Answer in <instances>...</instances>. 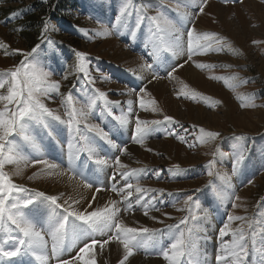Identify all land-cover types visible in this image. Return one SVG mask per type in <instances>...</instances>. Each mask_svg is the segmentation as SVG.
<instances>
[{"label":"rangeland","instance_id":"rangeland-1","mask_svg":"<svg viewBox=\"0 0 264 264\" xmlns=\"http://www.w3.org/2000/svg\"><path fill=\"white\" fill-rule=\"evenodd\" d=\"M39 2L0 0V44L5 46L0 48V73L14 70L23 59L22 54L12 55L13 50L19 49L21 53H26L39 45L35 54L38 66L52 72L51 81H60V92L63 96L66 97L69 93L73 95V104L77 110L85 106L86 100L91 98L90 94L94 95L93 89L105 92L111 101L120 102L119 108L114 107L112 116H109L101 113L103 102L98 100L96 108L87 118V123L96 124L104 131H108L114 143L128 148L127 153L111 149L97 133L87 132L101 155L109 160L108 165L98 166L95 164L98 157L90 156L84 150V142L72 139L66 125L53 121V128L63 135L64 142L53 155L45 151L44 158L59 166L55 171L61 170L71 177L73 172L69 166L78 162L76 165L89 181H96L93 189H90L93 190V194L89 201L92 204L89 211L98 208L95 203L100 194H108V197L112 194L110 201H117L120 208L119 219L123 220L126 226L155 230L154 239L142 241L144 248L134 249L135 254L126 264L137 257L142 260L160 259L164 264H169V261L163 259L161 251L168 250L170 243L173 242L172 238L179 233H185L186 245L188 240H191L192 251V256L186 254L181 257L179 264H195L198 257L201 259V255L197 254L200 246L205 260L211 253L216 255L214 261L218 264L217 257L221 256L219 247L231 243L233 239L231 232L241 227L247 240L246 260L248 264L257 261V249L264 247V0L242 2L236 0L234 3L207 0L203 12L199 10V0H132L130 14L126 13L119 22L117 17L124 6V0H39ZM140 4H146L148 12L133 39L131 32L136 24ZM158 12L162 14L160 28L148 19ZM185 13L191 16V21L184 18ZM165 19L171 20L185 33L194 26L197 30L196 35L200 37L197 43L206 45L208 51L188 58L185 54V38L182 37L178 48L181 46L183 57H178L176 33L170 32L164 26ZM33 20L37 24L30 27ZM45 21L49 22L47 33L43 32ZM104 30L111 34H96L103 33ZM85 31L89 33L91 39L84 36ZM44 37L52 43H48ZM76 51L86 54L85 65L95 80L94 84H90L89 78L79 71V60L74 55ZM148 63L153 65L154 73L160 79H153V72L142 71L141 66ZM188 65L198 71L202 79L192 81L185 77L184 69ZM169 66L175 67L171 75L168 74L171 71ZM66 74L68 79L64 80L63 76ZM102 75L109 79H101ZM140 77L144 80L142 81ZM149 80L152 82L148 83ZM152 84L161 85L153 89L150 87ZM21 87H24L23 80ZM129 90H133L131 94ZM7 94L6 85L0 89V95ZM52 96L51 101L46 97L41 99L48 107L57 110L62 120H67V111L70 109L61 105L62 97L56 96L55 93H52ZM140 97L143 98L144 109L139 108ZM129 98L135 102V111L133 110L129 116L132 123L117 130L118 122L114 117L121 115V110L123 113L127 112L126 102ZM9 107L15 110L14 105ZM3 109L4 103H0V111ZM137 116L145 121L163 120L164 116H171L178 123L164 122L158 126L152 125L155 131L146 137L143 144H136L130 137L134 135V122ZM79 118L77 116V119ZM79 127L85 129V124L81 123ZM201 127L206 131L219 132L220 136L200 143L198 137L202 135L199 131ZM169 130L174 131L177 136H183L187 143L194 144L195 147L190 148L175 136L166 135V131ZM31 133L37 135L44 131L33 124ZM41 136H45V133ZM41 138L44 147L45 143L47 147L52 145L55 147L56 141ZM12 139L16 146L13 158L16 154L27 156L36 154L35 148L22 137L14 134ZM130 146L137 147L139 154L130 150ZM116 152L119 153L120 160H126L121 161L127 165L125 170H144L139 181L135 175L126 180L114 172L112 160L113 153ZM240 154H243L244 159L239 165H235ZM17 161V166L26 165L27 168L15 170L20 172L19 176H12L15 183L28 188L35 187L34 189H37V185L51 187L54 184L51 178L44 177L46 173H53L54 170L50 172L42 164L33 165L30 160ZM209 161L215 162L212 176L207 175ZM175 166H179V169L168 171ZM12 168L13 162L6 161L4 170L12 175ZM158 169L160 172L157 177L154 173ZM112 175H115L116 181L110 178ZM30 176L34 178L29 180ZM74 179L83 184L81 175H76ZM129 182L134 186L138 183L146 190H165L164 195L156 201V206L160 210H149V214L145 216L147 223L135 220L131 222L135 216L144 214V209L133 203V210L125 212L123 210L125 204L122 202L124 194L111 191L113 184L118 188H126ZM96 187H101L102 191L95 192ZM132 191L133 196L130 199L133 202L138 195H144L146 198L159 195L153 192L136 193L134 188ZM189 194L193 195L199 207H192L191 212L178 210L184 209V200ZM233 194L240 199H230ZM103 206L104 204L100 205ZM229 215L245 219L233 221L229 234L220 237L219 232L223 224L228 223ZM207 218L209 224L206 223ZM183 219L188 220L187 229L181 224ZM210 224L218 227L216 241L220 243L216 245L219 249L211 250L208 244L203 245L204 229H209ZM106 238L97 234V239ZM45 240L48 242L45 245V253L49 252L47 255H50L53 243L51 235H45ZM75 242L76 240L70 242L66 239L63 248L68 250ZM112 242L114 241L110 243ZM80 245L83 246L82 242ZM80 245L73 246L68 257L64 255L65 251L62 249L60 259L72 261V264H82L74 260ZM94 251H100L99 245ZM91 252L93 250L89 253ZM102 252L111 259L109 251ZM226 254L224 251V255ZM24 258L37 262L31 255ZM56 260L57 257L52 255L49 263L55 264ZM29 261L23 262L22 258L20 260L13 258V264H34ZM219 261L232 264L229 253L225 259ZM38 262L43 264L41 261Z\"/></svg>","mask_w":264,"mask_h":264},{"label":"snow or ice","instance_id":"snow-or-ice-1","mask_svg":"<svg viewBox=\"0 0 264 264\" xmlns=\"http://www.w3.org/2000/svg\"><path fill=\"white\" fill-rule=\"evenodd\" d=\"M199 10L203 12L204 7L207 5V0H199ZM225 3L236 2V0H224ZM242 2V0H241ZM132 0H124V6L120 10V15L117 17V22L126 13L130 14V7ZM138 16L133 31L131 32L132 38L135 39L136 31L140 28L144 16L148 12L146 4H140L138 9ZM184 18L192 20L191 16L184 14ZM148 19L153 21L157 28L161 27L162 14L149 16ZM164 26L170 32L176 33L175 41L179 46L181 38L185 43V54L188 58L193 55L203 54L208 51L206 45L197 43L200 39L196 35V28L190 27L186 33L182 32L180 27H177L171 20L165 19L163 21ZM49 31V22L45 21L43 25V32ZM88 39H91L88 32L83 33ZM97 35H110L107 30L103 33H96ZM214 35V34H213ZM47 40V37H44ZM48 43H52L47 40ZM5 47L0 44V48ZM39 45H36L31 51L21 53V50L16 49L12 51V55L22 54L23 59L19 62V66L14 70L0 73V89L8 86V94L0 95V103H4V109L0 111V264H13V258L20 260L21 258L31 255L37 261L47 264L49 255L45 253V235H51L52 248L51 254L57 257V264H72V261L59 260L60 251L63 249L65 240L74 241L81 240L83 246L78 248V254L74 257L76 262H82V264H97L96 259L89 257L90 250H95L99 245V249L102 252L105 245L111 241H118L123 246L124 254L118 264H126L130 257L135 252L134 249L144 248L142 241L154 239L155 230L144 228L128 227L124 224V221L119 219L120 208L117 206V201L112 200L104 204L103 207L95 208L89 211L92 207L89 202L88 207L81 210L80 208L73 207V205H80L81 201L71 196L64 197L63 193L58 195H49L45 191L37 190L34 188H28L24 185L17 184L13 181L12 176H19L20 172L17 171L10 175L4 170L6 161L8 163L14 162L13 153L15 152V144L13 143L14 134L22 137L24 141L32 144L36 149L34 156H21L22 159L30 160L33 165L42 164L50 172L57 169L59 166L55 163H50L45 157V151L42 147L43 140L41 137L32 134L31 128L35 124L39 126L45 133V137L53 141H57L58 133L52 126V122L56 121L62 125H66L69 128V134L72 139H78L84 142V150L88 152L90 156L98 157L95 160V164L98 166H106L109 164V160L101 155L100 150L95 145L94 140L87 135V132H94L99 137L106 141L111 149L122 150L124 153L128 152V148L124 145H118L114 143L110 138L109 132L104 131L96 124L87 123V118L91 111L96 108L97 101L103 102L101 113H106L112 116L113 108H119V101H111L108 99L107 94L99 89H93V94H90L91 98L86 100L85 106L77 110L73 104V95L69 93L66 97L60 92V81H51V71H45L42 67L38 66L35 54L39 49ZM219 50V49H217ZM158 51V50H157ZM154 52V56H155ZM176 54V53H174ZM7 55V52H6ZM74 55L79 60V71L89 78V83L94 84L95 80L91 77L88 69L85 65L86 54L76 51ZM181 67L183 65H180ZM171 72L175 71V67L169 66ZM197 67H203V65H197ZM142 71L153 72V79H160L158 75H155L153 65L151 63L141 66ZM142 79V77H140ZM64 80L68 79V75L63 76ZM101 79L108 80L109 77L102 75ZM23 80L24 87H21V81ZM152 81L149 80L148 83ZM133 90H129L131 94ZM52 93L61 98V105L67 111V120H62L61 116L57 114V110L48 107L41 97H46L48 100H53ZM123 94V93H121ZM127 112L121 115H116L114 120L118 122L117 130L127 127L132 121L129 116L133 113V101L129 99L127 102ZM139 108L144 109L145 105L143 98L138 100ZM14 105L15 110L9 107ZM248 107L249 105H244ZM254 106V105H252ZM77 116L80 117L77 119ZM164 122L178 123L171 116H164L163 120L145 121L139 119L137 116L134 122V135L130 139L136 144H143L146 137L155 131L152 125H161ZM84 123L85 129H81L79 124ZM201 136L198 137L200 143L207 142V139H215L220 136L219 132L206 131L204 128L199 129ZM166 135L175 136L178 140L185 142L188 147H195L194 144L187 143L183 136H177L174 131H166ZM152 151L151 149H148ZM219 152V150H217ZM112 167L114 172L119 174L122 179H128L130 176L135 175L136 180L141 179V173L143 169H127V165L121 163L119 153H113ZM244 159L243 154L237 156L235 165H239ZM75 160V157L73 158ZM214 161H209L207 175H213ZM70 170L73 172L74 179L76 175L83 177L82 186L86 189H93L95 180L89 181L88 177L84 175L82 170H78L73 164H70ZM179 169V166L168 169L169 172H173ZM160 170H156L154 175L159 176ZM66 174V173H64ZM93 175L95 173L93 172ZM34 177L30 176L29 180ZM110 178L115 179V175ZM211 184V182H209ZM135 189L136 193L153 192L159 195H152L146 198L144 195H138L133 202L130 198L133 196L132 189ZM102 191L101 187H96L95 192ZM111 191L114 193H121L122 202H124V211L131 212L133 210V203L140 205L144 209V215L149 214V210L154 209L159 211L156 206V201L160 196L164 195L163 189H144L141 188L138 183L134 186L129 182L125 187L118 188L115 184L111 186ZM199 191V190H196ZM20 194H23L22 196ZM230 199L239 200L240 197L233 194ZM95 200V196L92 197ZM71 201V203H70ZM191 202V204H190ZM192 207H199L198 203L194 200L193 195L189 194L184 200V209L191 212ZM167 215V214H165ZM155 219V217H153ZM244 217L232 216L227 217L228 223L223 224L222 230L219 232L220 237L228 235L231 231L230 224L236 220H244ZM181 224L188 227V220H181ZM14 226V227H12ZM171 227V226H169ZM17 233V235H13ZM111 233V235H109ZM191 230H189V235ZM97 234L106 239H97ZM232 234L231 243L224 245V249L230 254L232 258V264H248L246 257L248 256V247L246 234L243 227L237 229ZM7 237V238H5ZM173 242L170 243L168 250H162L161 255L164 260L169 261V264H179L181 257L186 254L191 257V240L189 239L186 245L185 233H179L174 236ZM71 246V244H70ZM187 248V252H185ZM145 251L147 249L145 248ZM258 259L253 264H264V247L257 249ZM226 257L218 256L217 260L225 259ZM195 264H206L205 261L199 259Z\"/></svg>","mask_w":264,"mask_h":264},{"label":"bare ground","instance_id":"bare-ground-1","mask_svg":"<svg viewBox=\"0 0 264 264\" xmlns=\"http://www.w3.org/2000/svg\"><path fill=\"white\" fill-rule=\"evenodd\" d=\"M219 7V6H218ZM215 8H217V7H215ZM218 9V8H217ZM219 11V10H218ZM221 14V13H220ZM177 48H178V46H177ZM183 50V49H182ZM183 52L181 51V46L177 49V56L178 57H183ZM177 56H174V58L175 57H177ZM142 74V73H141ZM146 75L147 74H145V78H146ZM184 75H185V77H187L188 79L190 78L192 81L195 79H202L201 78V76H200V73L198 72V71H196L194 68H192L191 66H187L185 69H184ZM147 78H149V77H147ZM187 79V80H188ZM142 81L144 80L143 79V77H142V79H141ZM148 80V79H147ZM140 81V80H139ZM161 84H152V86H150L151 88H153V89H156L157 87H159ZM131 98V97H130ZM129 98V99H130ZM133 104L134 105H132V107H133V110L135 109V102H133ZM135 111V110H134ZM203 114V113H202ZM56 132L58 133V139H57V141H56V143H55V147H54V145H52V146H50V147H47V144L45 143V147L42 145V147H43V149H44V151H49V154L50 155H53V153L54 152H56L57 151V149H58V147H60V146H62V142H64V139H63V135L58 131V130H56ZM44 133H42V134H37V136H39V137H45V136H41V135H43ZM48 139V138H47ZM29 143V142H28ZM19 143H17V145H18ZM30 145H32L31 143H29ZM16 147V146H15ZM130 150H134V152H136L137 154H139V150L137 149V147H131L130 146V148H129ZM31 152H32V150H30ZM59 151V150H58ZM35 153H36V149H35ZM26 154V153H25ZM33 154V153H32ZM135 155V154H134ZM21 156L22 155H17L16 154V157L14 158V162H13V168L11 169V173L13 174V173H15V170L17 169H21V168H27V166L26 165H19V166H17V163H18V161L17 160H19L20 162H24V160L25 161H27L26 159H22L21 158ZM23 156H27V155H23ZM18 157H20L21 159H18ZM137 157H138V155H137ZM135 158H133V160H134ZM133 160H130L131 162L133 161ZM122 162H125L126 160L125 159H122L121 160ZM76 163H78V162H76ZM76 163L74 164V167L76 168V169H80V167L78 166V165H76ZM131 164V163H130ZM136 166V165H135ZM65 167V166H64ZM65 172H63V171H53V173H46V175H44V177H48V178H51L52 179V181H53V183L54 184H52V186L51 187H49V186H41V185H37L36 186V188L38 189V188H40V189H42L43 191H45L46 193H48V194H51V195H58L59 193H63L64 194V197L65 198H67L68 196H71V197H73V198H75V199H79L80 201H81V203H80V205H73V207H77V208H80L81 210H83L84 208H86V206H87V204L89 203V201H90V199H91V196H92V194H93V190H90V189H86V188H84L83 186H82V184L80 183V182H78V181H76L75 179H71V176L70 175H68L67 173L66 174H64ZM223 176V175H222ZM115 181H116V179H115ZM242 181H243V179H242ZM239 182H241V180H239ZM59 184V185H58ZM33 187V186H32ZM35 188V187H34ZM47 188H48V190H47ZM224 191H226V190H224ZM110 194V193H109ZM108 195V194H107ZM106 194H100L99 196H98V198H97V203H95V205H98V207H100V205H103V204H105V202L106 201H110L111 200V198H112V194L111 195H109V197L107 196ZM219 197V196H218ZM71 202V201H70ZM225 205V204H224ZM92 210H93V208H92ZM140 214V213H139ZM141 216H135L134 218H132V220H131V222H134V220L135 221H139V222H142V223H147L148 221H147V217H145V215L142 213V214H140ZM143 216V217H142ZM205 216H206V214H205ZM209 219L207 218L206 219V223L207 224H209ZM212 222V221H211ZM209 226V225H208ZM207 226V227H208ZM209 229H204L205 230V232H204V238L205 239H203L205 242H203V245L204 244H208V246H209V248L211 249V250H215L216 248H217V243H220V241H216V237H218V232H217V229H218V227L215 225V226H213V224H210V227H208ZM209 236H211L212 238H209ZM46 241V240H45ZM224 242V241H223ZM46 243H48L47 241H46ZM80 243H81V240H79V239H77L76 240V242L74 243V245L73 246H76V245H80ZM72 246V247H73ZM80 246H82V245H80ZM79 246V247H80ZM199 246V245H198ZM72 247H70L68 250H66L65 252H64V255L66 256V257H68L69 256V253L72 251ZM220 248V249H219ZM219 248H217V249H219L220 250V255L222 256V257H226L227 256V254L226 255H224V251H225V249H224V246H220ZM49 249V248H48ZM103 251H109V253H110V255H111V259L109 258L108 259V257L106 256V254L105 253H103V252H101V251H97V252H95V251H93V252H91V253H89V257H91V258H94V259H96V261H97V264H115L116 263V261H117V264H118V262H119V260L120 259H122V257H123V254H124V250H123V246L122 245H120V244H118L116 241H114V242H112V243H110L109 245H107V247H106V249L105 250H103ZM201 251H202V246H200L199 248H198V250H197V254H199V255H201V259H199V257L197 258V259H199V260H202V261H205L206 262V264H215L216 262L214 261V258H215V256L214 255H212L211 253H209L208 255H207V259L205 260V258H204V256L201 254ZM47 254H49V252H47ZM217 254V253H216ZM219 254V253H218ZM217 254V255H218ZM52 255H51V252H50V255H49V260H50V257H51ZM23 259H25V260H28V259H26V258H24L23 257ZM67 259V258H66ZM196 259V260H197ZM49 260H48V264H51V263H49ZM59 260L60 261H63L62 259H60V257H59ZM73 260V259H72ZM196 260H195V262H196ZM213 263H212V262ZM38 262V261H37ZM43 263V262H42ZM217 263L218 264H225V262L224 261H219V260H217ZM38 264H40L39 262H38ZM55 264H57V260H56V263ZM129 264H164L160 259L159 260H142V258H139V257H137V258H134L133 260H131L130 262H129ZM194 264V263H193Z\"/></svg>","mask_w":264,"mask_h":264},{"label":"trees","instance_id":"trees-1","mask_svg":"<svg viewBox=\"0 0 264 264\" xmlns=\"http://www.w3.org/2000/svg\"><path fill=\"white\" fill-rule=\"evenodd\" d=\"M33 1H34V0H33ZM36 1L39 2V0H36ZM40 1H42V0H40ZM39 3H40V2H39ZM41 5H43V4L41 3ZM58 5H59V4H58ZM44 6H45V4H44ZM44 6H43V8H44ZM43 13H45V10L43 11ZM32 23H33V24H31L30 27H32V26H36V24H37V22H36L35 20H33ZM32 35H33V34H32ZM32 37L34 38V37H36V35H35V36H32ZM33 38H32V40H33Z\"/></svg>","mask_w":264,"mask_h":264}]
</instances>
